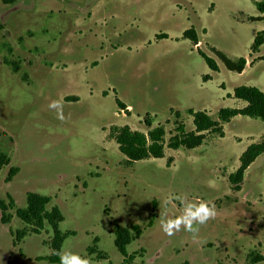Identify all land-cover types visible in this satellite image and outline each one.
Returning <instances> with one entry per match:
<instances>
[{
	"label": "rangeland",
	"instance_id": "1",
	"mask_svg": "<svg viewBox=\"0 0 264 264\" xmlns=\"http://www.w3.org/2000/svg\"><path fill=\"white\" fill-rule=\"evenodd\" d=\"M259 3L0 0V153L10 160L0 171V198L24 208L28 193L50 197L48 211L58 207L64 216L60 231L73 233L63 246L93 264H125L116 225L141 228L127 248L136 255L130 264H264V154L246 171L241 191L229 181L242 154L264 139V122L237 116L223 123L224 137L206 133L193 150L168 147L179 127L196 131L190 111L220 122V110L247 106L234 97L237 87L264 92V45L251 54L264 32ZM192 28L201 45L184 37ZM218 52L251 66L233 73ZM54 101L61 107L50 108ZM125 126L146 135L163 128L165 156L129 164L111 136ZM11 168L20 171L7 182ZM175 196L216 207L195 239L183 227L168 236L160 226V213L182 214L180 200L169 202ZM8 213L7 225L0 212V264H57L46 259L53 255L51 227L35 234L15 209ZM23 229L27 236L17 240Z\"/></svg>",
	"mask_w": 264,
	"mask_h": 264
},
{
	"label": "trees",
	"instance_id": "2",
	"mask_svg": "<svg viewBox=\"0 0 264 264\" xmlns=\"http://www.w3.org/2000/svg\"><path fill=\"white\" fill-rule=\"evenodd\" d=\"M259 11L264 14V3L258 4ZM184 37L191 40L195 46H198L200 41L197 31L192 28L185 32ZM167 35H160V39H167ZM264 45V32L259 33L251 48V54H257L260 48ZM199 53L213 72H219V66L217 62L208 57L200 49ZM219 57L225 64L226 68L237 74H242L246 67L248 60L246 58H240L233 60L225 54L218 52ZM260 60L264 61V57ZM211 77L207 76L205 81L210 80ZM234 97L247 103V106L243 109H222L219 112L220 122L212 119L210 115L204 112L195 113L190 111V114L194 117V125L196 127L195 132L186 133L184 126L179 127L177 135L174 137L168 147L172 150H179L185 148L188 150L196 149L200 147L206 140V133H215L224 137L223 123H229L234 117L244 116L252 119H259L264 122V92L255 87L240 86L234 91ZM66 101H70L69 98ZM118 105L122 110L127 107L118 100ZM179 115V114H178ZM145 124L151 128V122L149 119H145ZM111 136L119 146L120 152L127 157L129 164L150 159V158H163L165 156V144L164 136L165 130L161 127L155 128L149 131L148 135L131 130L128 126L125 127H113ZM264 154V139L259 143L250 145L247 150L242 154L240 158V167L238 170L230 175L229 181L235 191H241L242 183L245 178L246 171L250 166ZM173 162V158L169 159L168 165ZM10 164L9 158L0 153V171ZM18 168H11L7 177V182H11L13 178L19 173ZM51 203V198L41 196L36 193H28L26 198V207H16L14 199L9 197V202H6L0 198V212L2 215V223L10 224L13 216L8 213L9 210L15 209L16 216L26 225L35 227L34 233L40 234L46 227L50 226L54 237L51 242V248L53 255L46 258L51 263L59 264L58 251L63 246L64 241L73 233H62L60 231V224L64 221V216L58 207H54L51 211H48L47 207ZM156 204L154 203V210ZM152 226V222L150 223ZM142 234L139 225H133L130 228L115 226V246L120 254L123 256L124 263L130 264L135 260L136 255L128 253V246ZM27 236L26 229L17 232V240H23ZM98 243V239L94 240V244ZM89 252L94 254L97 252L95 247H90ZM101 259H105V255L99 254ZM112 264V263H111ZM187 264V263H185Z\"/></svg>",
	"mask_w": 264,
	"mask_h": 264
},
{
	"label": "clouds",
	"instance_id": "3",
	"mask_svg": "<svg viewBox=\"0 0 264 264\" xmlns=\"http://www.w3.org/2000/svg\"><path fill=\"white\" fill-rule=\"evenodd\" d=\"M50 108H60V102L54 101ZM63 119L62 114L59 115ZM172 199L180 200L183 205L182 214L175 218H166L163 213H160V226L168 236H172L182 227L190 233L195 239L199 233L200 226L205 225L209 220L214 219L217 215L216 207L208 201L188 202L185 197L175 196L169 197V202ZM59 264H93L91 257L81 256L78 253L72 252L68 248L62 246L57 253Z\"/></svg>",
	"mask_w": 264,
	"mask_h": 264
},
{
	"label": "crops",
	"instance_id": "4",
	"mask_svg": "<svg viewBox=\"0 0 264 264\" xmlns=\"http://www.w3.org/2000/svg\"><path fill=\"white\" fill-rule=\"evenodd\" d=\"M200 41V40H199ZM202 44V42L200 41V43H199V45H201ZM248 60V62H247V67H246V69L249 67V66H251V61L249 60V59H247ZM246 69H245V71L242 73V74H244L245 72H246Z\"/></svg>",
	"mask_w": 264,
	"mask_h": 264
}]
</instances>
